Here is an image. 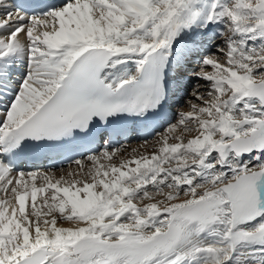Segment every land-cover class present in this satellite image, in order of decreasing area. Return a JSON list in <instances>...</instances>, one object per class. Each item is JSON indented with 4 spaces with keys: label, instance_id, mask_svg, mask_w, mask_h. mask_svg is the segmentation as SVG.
<instances>
[{
    "label": "snow or ice",
    "instance_id": "snow-or-ice-1",
    "mask_svg": "<svg viewBox=\"0 0 264 264\" xmlns=\"http://www.w3.org/2000/svg\"><path fill=\"white\" fill-rule=\"evenodd\" d=\"M0 264H264V0H0Z\"/></svg>",
    "mask_w": 264,
    "mask_h": 264
},
{
    "label": "rangeland",
    "instance_id": "rangeland-1",
    "mask_svg": "<svg viewBox=\"0 0 264 264\" xmlns=\"http://www.w3.org/2000/svg\"><path fill=\"white\" fill-rule=\"evenodd\" d=\"M195 86H196V82L193 80V82H192V84L191 85H186V90L187 91H191L193 88H195ZM184 100H185V96L183 97V98H180V102L178 103V104H176V105H174L173 106V111L174 112H176L177 110H178V108H179V106L180 105H182L183 104V102H184ZM181 110H187V108L185 107V108H183V109H181ZM140 141V142H139ZM139 143L141 144V140H137V139H135V140H131L130 142H129V144H128V150H131L132 148H134V146L137 148H139V150H145V148H147V150H149V152H150V150H151V148H152V146H153V144H154V142H153V144H149V145H147V146H145V147H141V146H139ZM151 145V146H150ZM56 173V172H55ZM62 173L61 172H59V175H61Z\"/></svg>",
    "mask_w": 264,
    "mask_h": 264
},
{
    "label": "bare ground",
    "instance_id": "bare-ground-1",
    "mask_svg": "<svg viewBox=\"0 0 264 264\" xmlns=\"http://www.w3.org/2000/svg\"><path fill=\"white\" fill-rule=\"evenodd\" d=\"M174 99H175V98H174ZM139 142H140V141H139ZM139 146H141L140 143H139ZM150 146H151V145H150ZM134 148H136V147L134 146ZM137 149L139 150L138 147H137ZM129 151H131V150H129ZM140 151L143 152L144 150H140ZM73 167H74V166H73ZM67 168H68V167H67ZM67 168H65V170H67ZM59 172H61V171H58V170H57L55 174H56L57 176H60V175H59Z\"/></svg>",
    "mask_w": 264,
    "mask_h": 264
}]
</instances>
